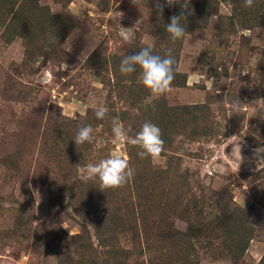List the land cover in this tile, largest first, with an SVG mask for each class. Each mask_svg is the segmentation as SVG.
Masks as SVG:
<instances>
[{
	"label": "rangeland",
	"instance_id": "rangeland-1",
	"mask_svg": "<svg viewBox=\"0 0 264 264\" xmlns=\"http://www.w3.org/2000/svg\"><path fill=\"white\" fill-rule=\"evenodd\" d=\"M185 2L173 43L180 4L0 0V264H264V0ZM144 47L172 49L163 95L119 70ZM114 119L128 139L157 125L160 156L116 141ZM84 125L94 142L76 146ZM115 155L127 183L81 181Z\"/></svg>",
	"mask_w": 264,
	"mask_h": 264
},
{
	"label": "clouds",
	"instance_id": "clouds-1",
	"mask_svg": "<svg viewBox=\"0 0 264 264\" xmlns=\"http://www.w3.org/2000/svg\"><path fill=\"white\" fill-rule=\"evenodd\" d=\"M135 4V0H132ZM172 7L180 4L181 13L172 15L170 23L166 26V31L170 34V40L174 43L182 38L185 34V27L181 21L186 20L190 11L184 0H155V7L160 13L163 12L164 5ZM253 0H245V5L251 7ZM120 35L125 43H132L135 38V33L131 28L122 27ZM172 49L169 48L166 57L162 58L159 55H153L150 47H144L138 52L126 55L120 63V72L122 74L135 73L139 68V82L153 95L159 96L165 94L171 86L175 78L174 59L171 55ZM95 117L104 119L108 114V108L102 103L95 109ZM130 129H125L124 126L117 120L112 122V134L116 141H126L140 149L138 155L142 159L151 158L157 159L163 150V139L161 129L149 122L145 121L140 130L134 137L128 139ZM93 128L91 125L81 126L76 133L73 141L76 146L85 143H93ZM241 152V146L239 145ZM254 157L264 159V147L253 149ZM81 173L80 179L84 183L89 181H98L99 190L114 189L123 186L133 176L134 170L129 166V161L123 156L115 155L101 159L98 163H89L79 169Z\"/></svg>",
	"mask_w": 264,
	"mask_h": 264
},
{
	"label": "trees",
	"instance_id": "trees-1",
	"mask_svg": "<svg viewBox=\"0 0 264 264\" xmlns=\"http://www.w3.org/2000/svg\"><path fill=\"white\" fill-rule=\"evenodd\" d=\"M112 239V237H108V238H105L104 241L105 243H107L106 245H108L109 241Z\"/></svg>",
	"mask_w": 264,
	"mask_h": 264
}]
</instances>
